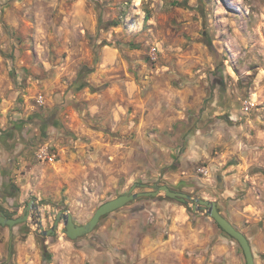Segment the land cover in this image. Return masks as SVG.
I'll use <instances>...</instances> for the list:
<instances>
[{
    "label": "rangeland",
    "instance_id": "374dc122",
    "mask_svg": "<svg viewBox=\"0 0 264 264\" xmlns=\"http://www.w3.org/2000/svg\"><path fill=\"white\" fill-rule=\"evenodd\" d=\"M88 1L99 19L96 35L77 32L78 25L65 21L67 13H77L74 0H0V153L12 144L19 150L15 162L20 179L13 197L17 206L7 205L0 196L7 216L23 215L34 200L40 207L72 208L75 222L83 224L102 202L127 193L136 182L149 187L167 184L205 199L217 200L223 194L226 214L231 201L237 200L264 210V0ZM68 26L74 32L66 34ZM105 44L120 50V58L133 65V75L170 77L182 94L175 96L179 108L186 111L179 126L183 131L179 153L187 141L188 153L199 154L189 156L183 167L171 172L174 176L168 171L137 181L122 178L101 184L104 190L88 198L71 200L69 189L83 187L65 183L61 186L65 197L56 199L49 196L48 162L40 161L36 150L50 143L61 152L72 145V136L30 132L28 125L10 138L4 136L16 121L28 120L24 112L32 109L28 100L25 105L31 79L61 75L64 70L88 72ZM40 95L42 104L37 102ZM36 96L31 101L42 111L44 92ZM21 225L42 241L32 218ZM3 227L0 264L14 259L20 240L11 241L10 228ZM49 227L50 221H45L44 228Z\"/></svg>",
    "mask_w": 264,
    "mask_h": 264
},
{
    "label": "crops",
    "instance_id": "0c3cea01",
    "mask_svg": "<svg viewBox=\"0 0 264 264\" xmlns=\"http://www.w3.org/2000/svg\"><path fill=\"white\" fill-rule=\"evenodd\" d=\"M74 5L77 13H67L65 21L78 25L77 32L96 35L99 19L89 1L74 0ZM63 31L69 34L74 29L68 26ZM132 66L120 58L116 46L105 44L88 72L64 70L61 75L30 80L25 105L28 100L32 109L24 112L32 120L29 125L45 134L71 135L67 137L74 141L59 151L57 161L48 162L49 196L65 197L61 186L67 183L83 187L69 189V200L88 198L104 190L101 184L171 173L183 167L189 156H198L188 153L187 141L185 151L179 153L183 135L179 126L186 111L179 108L175 96L182 94L170 77H138ZM43 92L45 106L40 111L31 98ZM187 95L184 91L183 97ZM184 104L188 109V100ZM17 151L12 144L0 153V196L7 205L19 186ZM222 195L215 198L222 213L247 236L255 264H264V210L237 200L231 201L226 214L228 204ZM11 204L17 206L15 201ZM69 211L73 213L72 208ZM31 233L24 238L10 229L11 241L20 240L14 259L5 264H247L239 243L213 218L162 196L108 214L94 232L77 240L58 233L39 243Z\"/></svg>",
    "mask_w": 264,
    "mask_h": 264
},
{
    "label": "water",
    "instance_id": "95a60500",
    "mask_svg": "<svg viewBox=\"0 0 264 264\" xmlns=\"http://www.w3.org/2000/svg\"><path fill=\"white\" fill-rule=\"evenodd\" d=\"M137 187H143L145 190L136 192L135 189ZM163 194L179 203L186 204L187 207L191 206L192 212L202 211L209 217L213 218L231 238L239 243L244 252L247 264H255L252 248L247 236L233 225L222 213L217 200L193 196L190 193L179 191L167 184L156 183L149 187L146 184L136 182L127 193L120 194L102 202L94 211L92 217L83 224H77L70 211L51 208L45 210V219L46 221L52 220L53 224L48 229H45L42 221L43 216L39 210L40 206L34 200H30L26 206V212L17 217L7 216L0 206V225L8 226L10 229H13L28 222L30 218H32V225L36 226L37 234H41L44 237H52L61 232L65 234L68 239L77 240L94 232L102 219L108 214L119 210L128 204L141 202L145 199L157 198ZM190 202H192L191 205ZM32 211L35 212L32 213ZM61 223H63V228H60Z\"/></svg>",
    "mask_w": 264,
    "mask_h": 264
},
{
    "label": "built area",
    "instance_id": "2783aa9c",
    "mask_svg": "<svg viewBox=\"0 0 264 264\" xmlns=\"http://www.w3.org/2000/svg\"><path fill=\"white\" fill-rule=\"evenodd\" d=\"M37 100V102L42 104L44 102V97L40 95ZM36 156L43 162H55L59 159L60 154L53 145L45 143L37 148Z\"/></svg>",
    "mask_w": 264,
    "mask_h": 264
},
{
    "label": "trees",
    "instance_id": "16d2710c",
    "mask_svg": "<svg viewBox=\"0 0 264 264\" xmlns=\"http://www.w3.org/2000/svg\"><path fill=\"white\" fill-rule=\"evenodd\" d=\"M32 122V120L29 118L28 120H26V121H24V120H21V121H16L14 124H15V126L13 125V126H11L10 128H16L15 130H12V129H10L11 130V132H9V130L6 132V135L4 136V137H7V138H10V136H12V135H16V134H18L22 129L24 130V126H26V125H29L30 123ZM43 126V125H42ZM41 126V127H42ZM29 131L31 132H33V130H35V128L34 127H32V126H30L29 125ZM43 129H41V131H42ZM43 132V134L45 135V133H44V130L42 131ZM168 198V197H167ZM168 199H170V198H168ZM170 200H173V201H176V200H174V199H170ZM183 204V203H182ZM184 205H186V204H184ZM188 209H189V211H192L191 210V208L190 207H188ZM7 215V214H6ZM10 217V216H9ZM0 228H4L3 226H1L0 225ZM27 233H28V231L25 229V231H23V232H21L20 233V235H22V237H25L26 235H27ZM38 236V235H37ZM42 239L44 240L45 238H43L42 237ZM41 239V240H42ZM42 240V241H43ZM44 254H45V256L46 257H48L49 256V253L46 251V250H44Z\"/></svg>",
    "mask_w": 264,
    "mask_h": 264
},
{
    "label": "bare ground",
    "instance_id": "6f19581e",
    "mask_svg": "<svg viewBox=\"0 0 264 264\" xmlns=\"http://www.w3.org/2000/svg\"><path fill=\"white\" fill-rule=\"evenodd\" d=\"M46 209H50V208H48V207H40L39 208V210H40V212H41V214H42V216H43V223L46 221V219H45V210ZM60 228H61V226H60Z\"/></svg>",
    "mask_w": 264,
    "mask_h": 264
},
{
    "label": "flooded vegetation",
    "instance_id": "af4514ba",
    "mask_svg": "<svg viewBox=\"0 0 264 264\" xmlns=\"http://www.w3.org/2000/svg\"><path fill=\"white\" fill-rule=\"evenodd\" d=\"M10 201H11V198H10ZM21 226H23V225H19V227L17 226L15 228H13L12 229L13 230V233H15V232H19V233L23 232L24 231V227H21Z\"/></svg>",
    "mask_w": 264,
    "mask_h": 264
}]
</instances>
